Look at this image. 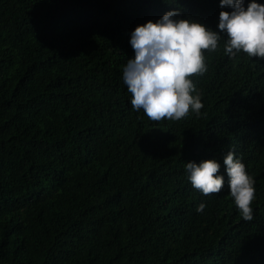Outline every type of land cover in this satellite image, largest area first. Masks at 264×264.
I'll list each match as a JSON object with an SVG mask.
<instances>
[{"label": "trees", "instance_id": "trees-1", "mask_svg": "<svg viewBox=\"0 0 264 264\" xmlns=\"http://www.w3.org/2000/svg\"><path fill=\"white\" fill-rule=\"evenodd\" d=\"M169 11L219 32L232 9L0 0V264H264V60L229 58L222 39L191 77L200 116L151 121L122 75L132 31ZM230 149L255 180L252 221L230 195ZM212 159L225 184L204 196L185 165Z\"/></svg>", "mask_w": 264, "mask_h": 264}, {"label": "clouds", "instance_id": "clouds-1", "mask_svg": "<svg viewBox=\"0 0 264 264\" xmlns=\"http://www.w3.org/2000/svg\"><path fill=\"white\" fill-rule=\"evenodd\" d=\"M221 7L232 11L219 14V32L188 19H176L178 11H169L153 23L139 25L131 33L130 44L135 57L123 69V83L131 94L133 110L154 122L179 121L192 111L197 117L204 107L201 93L191 77L207 72L205 55L215 52L225 39L223 48L229 58L241 53L248 58L264 60V4L250 0H220ZM223 34V35H222ZM193 93H197L193 95ZM230 195L244 221H252L255 180L246 166L230 149L223 157ZM188 180L204 196L219 194L225 184L221 165L215 159L185 165ZM206 205L201 203L197 212Z\"/></svg>", "mask_w": 264, "mask_h": 264}]
</instances>
